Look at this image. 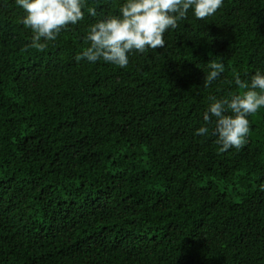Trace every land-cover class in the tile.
Wrapping results in <instances>:
<instances>
[{
    "label": "trees",
    "instance_id": "16d2710c",
    "mask_svg": "<svg viewBox=\"0 0 264 264\" xmlns=\"http://www.w3.org/2000/svg\"><path fill=\"white\" fill-rule=\"evenodd\" d=\"M120 2L86 0L37 50L0 0V264H264V108L239 149L194 135L210 97L242 91L234 74L264 70V0L189 9L124 68L76 61Z\"/></svg>",
    "mask_w": 264,
    "mask_h": 264
},
{
    "label": "clouds",
    "instance_id": "9594fccd",
    "mask_svg": "<svg viewBox=\"0 0 264 264\" xmlns=\"http://www.w3.org/2000/svg\"><path fill=\"white\" fill-rule=\"evenodd\" d=\"M23 10L20 23L30 29V47L43 50L47 41H54L63 28L75 25L84 18L86 0H14ZM223 0H121L118 12L106 15L89 25L84 39L88 47L76 55L95 63L103 60L120 68L129 63L133 52L144 53L149 49L165 46L164 34L175 29L178 21L185 18L189 9L197 19L213 15ZM90 16H96L94 7H87ZM209 71L203 76L208 87L224 71L222 62L211 61ZM238 89L236 94L210 97V103L203 112V125L196 128L194 135L210 134L212 125L214 143L218 152L230 148L239 149L247 142L250 131L248 117L264 108V70L257 68L248 80H241L234 74ZM264 191V183L260 184Z\"/></svg>",
    "mask_w": 264,
    "mask_h": 264
}]
</instances>
